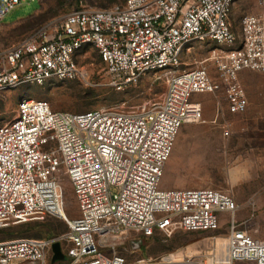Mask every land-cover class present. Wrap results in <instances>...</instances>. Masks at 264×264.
I'll list each match as a JSON object with an SVG mask.
<instances>
[{"label":"built area","instance_id":"obj_1","mask_svg":"<svg viewBox=\"0 0 264 264\" xmlns=\"http://www.w3.org/2000/svg\"><path fill=\"white\" fill-rule=\"evenodd\" d=\"M34 0H0V23L16 6ZM239 0H124L105 9L74 8L20 41L0 44V99L26 84L85 77L78 58L98 52L111 85L125 90L144 78L170 73L167 92L141 110L103 108L55 111L44 100L22 99L17 115L0 126V229L46 217L63 219L68 231L47 238L0 242V264H126L125 241L176 231H212L229 216L228 233L210 247L176 252L135 264H264V240L236 218L234 194L217 188L163 189L161 181L182 127L204 120L196 93L225 91L228 112L249 108L241 81L245 70L264 73V0L260 12H231ZM216 44L207 62L184 69L182 54L193 43ZM67 175L79 217L67 215ZM124 247V248H123ZM181 253L176 258L174 254ZM57 263V262H56Z\"/></svg>","mask_w":264,"mask_h":264},{"label":"rangeland","instance_id":"obj_2","mask_svg":"<svg viewBox=\"0 0 264 264\" xmlns=\"http://www.w3.org/2000/svg\"><path fill=\"white\" fill-rule=\"evenodd\" d=\"M124 0H34L16 6L0 23V44L12 45L40 26L74 8L105 9ZM257 0H239L230 20L235 31L242 18L260 12ZM24 18V19H22ZM16 21L14 23H11ZM9 23V24H4ZM216 44L195 42L182 54V70L199 66L209 60V70L216 73L212 57ZM85 77L43 85L26 84L10 90L0 99V126L15 119L22 99L47 101L55 111L83 113L103 108L134 111L147 109L163 100L171 74L162 73L144 78L139 84L117 90L110 83L105 64L98 52L89 50L78 58ZM241 81L249 93L251 106L244 114H231L225 91L196 93L204 110V120L185 124L177 137L168 160L161 187L163 189L217 188L234 194L240 206L236 214L239 223L249 234L264 240V73L245 70ZM67 215L78 218L80 213L71 183L65 175ZM229 216L212 231H176L171 236L158 233L154 238L140 239L132 244L133 236L121 250L126 264L138 260L159 258L176 252H197L210 247L211 237L228 233ZM68 231V224L60 218L46 217L0 229V242L20 237L47 238ZM123 247V248H124ZM55 264H62L57 262ZM246 264V263H239Z\"/></svg>","mask_w":264,"mask_h":264},{"label":"water","instance_id":"obj_3","mask_svg":"<svg viewBox=\"0 0 264 264\" xmlns=\"http://www.w3.org/2000/svg\"><path fill=\"white\" fill-rule=\"evenodd\" d=\"M52 250H53V257H52L53 263L63 261L67 258L66 255L63 253L60 241L54 242L52 246Z\"/></svg>","mask_w":264,"mask_h":264},{"label":"crops","instance_id":"obj_4","mask_svg":"<svg viewBox=\"0 0 264 264\" xmlns=\"http://www.w3.org/2000/svg\"><path fill=\"white\" fill-rule=\"evenodd\" d=\"M22 19H24V18H22ZM14 22H16V21H13V22H11V23H14ZM4 24H9V23H4ZM247 94H248V98H249V93L247 92ZM193 101H194V100H193ZM194 102L199 103V101H196V100H195ZM250 106H251V101H250V99H249V108H248L247 112L249 111Z\"/></svg>","mask_w":264,"mask_h":264},{"label":"bare ground","instance_id":"obj_5","mask_svg":"<svg viewBox=\"0 0 264 264\" xmlns=\"http://www.w3.org/2000/svg\"><path fill=\"white\" fill-rule=\"evenodd\" d=\"M174 256H175L176 258H179V257L182 256V254H181V253H177V254H174Z\"/></svg>","mask_w":264,"mask_h":264}]
</instances>
